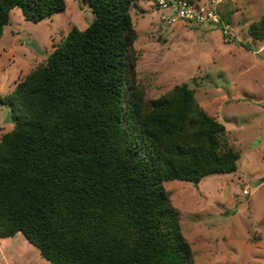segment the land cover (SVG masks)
Returning a JSON list of instances; mask_svg holds the SVG:
<instances>
[{"label":"trees","instance_id":"16d2710c","mask_svg":"<svg viewBox=\"0 0 264 264\" xmlns=\"http://www.w3.org/2000/svg\"><path fill=\"white\" fill-rule=\"evenodd\" d=\"M46 63L0 97L14 128L0 139V238L22 232L51 264H196L169 180L234 173L226 125L187 84L145 105L136 84V0H83ZM38 22L66 0H0ZM264 39V15L249 25Z\"/></svg>","mask_w":264,"mask_h":264},{"label":"rangeland","instance_id":"374dc122","mask_svg":"<svg viewBox=\"0 0 264 264\" xmlns=\"http://www.w3.org/2000/svg\"><path fill=\"white\" fill-rule=\"evenodd\" d=\"M193 1L216 6L223 24H169L156 0L133 3L136 84L146 106L187 84L241 154L234 173L165 182L194 262L264 264V39L249 31L264 15V0ZM93 17L83 0H66L64 10L38 22L13 9L0 39V97L45 64L73 26L84 29ZM13 128L12 108L0 100V139ZM0 264L51 263L18 232L0 238Z\"/></svg>","mask_w":264,"mask_h":264},{"label":"built area","instance_id":"2783aa9c","mask_svg":"<svg viewBox=\"0 0 264 264\" xmlns=\"http://www.w3.org/2000/svg\"><path fill=\"white\" fill-rule=\"evenodd\" d=\"M163 11V19L169 23L183 21L188 24L222 25L223 20L216 6H205L193 0H156ZM167 12H164V11ZM227 28V26H225ZM248 193V190L245 191Z\"/></svg>","mask_w":264,"mask_h":264}]
</instances>
